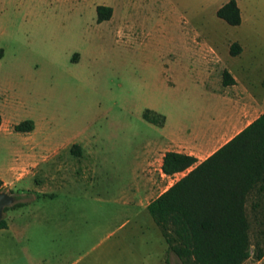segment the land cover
<instances>
[{
	"label": "rangeland",
	"instance_id": "1",
	"mask_svg": "<svg viewBox=\"0 0 264 264\" xmlns=\"http://www.w3.org/2000/svg\"><path fill=\"white\" fill-rule=\"evenodd\" d=\"M227 1L0 0V172L43 142L57 145L52 161L62 163L44 152L43 167L4 188L22 202L13 215L24 236L0 231V264H185L147 209L125 202L145 158L169 137L222 126L235 98L223 70L264 90V0H236V26L216 15ZM98 5L112 8L110 19L97 22ZM25 119L36 124L29 141L12 130ZM163 151L148 159L157 177ZM169 180L141 188L143 203ZM263 213L264 194L255 193L242 264H264L254 257L264 248Z\"/></svg>",
	"mask_w": 264,
	"mask_h": 264
},
{
	"label": "trees",
	"instance_id": "2",
	"mask_svg": "<svg viewBox=\"0 0 264 264\" xmlns=\"http://www.w3.org/2000/svg\"><path fill=\"white\" fill-rule=\"evenodd\" d=\"M96 12L97 22H102L110 19L112 8L98 5ZM216 15L232 26L241 23L236 0H228L217 9ZM229 53L237 56L241 53V46L237 42L232 43ZM221 81L224 86L234 83L227 70L222 71ZM143 116L155 122L148 113ZM161 118L163 123L164 117ZM33 129L34 121L31 119L13 126L17 132ZM263 143L264 113L147 205V211L159 227L168 250L185 264H242L248 257L250 239L246 204L252 195L264 191L263 184L254 182V176L264 171L258 161L259 147ZM196 162L192 155L166 151L161 170L172 175ZM0 191H4L1 180ZM21 205L22 202L16 200L4 212ZM258 206V202L251 204L252 208ZM260 223L264 242V213ZM5 226L2 217L0 228ZM263 256L264 248L257 244L254 257L259 261Z\"/></svg>",
	"mask_w": 264,
	"mask_h": 264
},
{
	"label": "crops",
	"instance_id": "3",
	"mask_svg": "<svg viewBox=\"0 0 264 264\" xmlns=\"http://www.w3.org/2000/svg\"><path fill=\"white\" fill-rule=\"evenodd\" d=\"M242 51L243 47L241 46V53ZM230 75L234 79V83L226 86V88H229L235 98L227 100L231 110L229 114L221 119L222 126L219 128L215 127L213 129H209L205 132L204 135L187 130L185 135L183 134L174 138L169 137V140L165 145L157 147L164 148V151L161 153V157L159 159V167L157 168L159 171L158 177L153 169L148 168V159L150 158V155H152L153 152L156 151L157 148L150 152V154L145 158L144 164L141 165L145 170L142 172L137 171L135 174L136 182L134 186L136 187V190L135 192H132L134 197H132L129 201L127 200L125 203L134 204L137 207V211H139V209L141 210L142 208H146L150 201L158 197L175 181L184 176L188 171H190L194 166L203 161L205 158L213 154L225 143L233 139L237 134L243 131L249 124H251L255 119H257L261 114L264 113V90L262 92H258L254 89H249V87H242L238 78L231 73ZM3 124L4 121L2 118L0 130H2ZM165 126L166 125L163 124L161 126V129H165ZM10 131L11 130H8V132ZM33 131H36L35 123L34 129L32 131L21 133H26L28 137L27 141H29ZM56 146L57 145L52 146L46 142H43V144L41 145H31L25 152H21L19 156L15 158L14 162H12L4 171L0 172V180L3 182V187H11L12 184L20 182L25 178L31 176L29 175V172H31L33 169L37 167H43V165H45L47 161L42 158V154L44 152L50 153L48 160H50V163H52V165L59 168V164L62 163L58 160L52 161L53 159L57 158V151L54 150ZM166 151H175L192 155L197 159V162L193 166L187 168L182 172L167 175L161 170L162 157ZM258 153V161L260 162L261 167L264 168V143L260 145ZM159 176L161 177V179H159ZM165 178L171 179L169 180L165 188H163L153 199L148 200L146 203H143V198L139 194V190L142 188L143 191L148 194L160 187V185L165 182ZM64 180V175H62L59 179V183H63ZM254 182L257 183V185H264V171L254 176ZM257 194H264V191H261ZM13 209L15 210L16 208H12V210H10L8 213L6 211L4 212L5 215H3L6 226L4 228H0V231L12 232L13 238L17 239V242L20 243L23 242L22 237L24 236V229L23 225H20L17 222L18 219L16 215H13ZM263 258L264 256L258 262H260ZM24 259L26 260V258Z\"/></svg>",
	"mask_w": 264,
	"mask_h": 264
},
{
	"label": "water",
	"instance_id": "4",
	"mask_svg": "<svg viewBox=\"0 0 264 264\" xmlns=\"http://www.w3.org/2000/svg\"><path fill=\"white\" fill-rule=\"evenodd\" d=\"M16 201L15 196L7 191H0V219L3 217L4 209Z\"/></svg>",
	"mask_w": 264,
	"mask_h": 264
}]
</instances>
